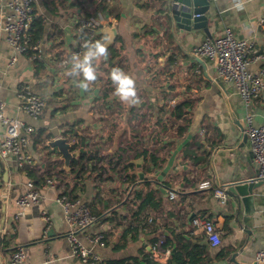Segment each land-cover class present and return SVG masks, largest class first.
I'll use <instances>...</instances> for the list:
<instances>
[{
  "label": "crops",
  "instance_id": "1",
  "mask_svg": "<svg viewBox=\"0 0 264 264\" xmlns=\"http://www.w3.org/2000/svg\"><path fill=\"white\" fill-rule=\"evenodd\" d=\"M6 1L0 0V20L7 11ZM106 1L110 6L107 12L115 19L109 25L118 29L117 38L110 46L121 48L113 61L133 79L137 103L122 102L115 94L112 72L107 70L112 61L108 53L107 57L93 61L97 79L89 84L87 91L79 86L82 75H68L74 50L82 39L78 20L96 10L95 0L35 1L33 25L35 29L42 27L37 40L43 52L39 63L35 62L32 50L33 54L30 51L19 54L17 61L10 63L12 49L0 31V95L5 102V113L34 126L28 146L34 163L28 165L36 166L34 175L37 177L55 175L58 182L57 192L50 193L35 206L19 208L17 197L25 191L26 183L36 177L22 169L25 165L19 167L13 156L0 155V194L4 191L8 197L6 225L0 237V264H7L18 244H24L26 264H83L72 252L63 208L52 198L59 193L88 201L92 211L100 213L96 214L97 221L78 236L87 243L89 234L102 231L104 241L94 249L105 260L143 257L148 252L157 256L156 264H167L171 250L160 247L154 250L155 237L183 231L186 239L205 243L203 230L192 222L194 216L201 215L212 219L221 231L220 243L210 242L212 260L208 264H254L255 253L264 248V183L254 189L255 210L248 217L243 206L236 212L237 200L229 196L227 202L221 204L213 191L216 187L257 176L258 165L249 138L246 131V137L243 136L240 126L246 129L249 114H253L255 124H264V96L246 104L232 83L219 78L214 64L197 56L193 50L205 38L223 34L228 26L236 36L249 37L264 49V29L259 25L264 0H212L207 13L210 35L203 28L184 33L177 28L173 32L169 27V0ZM145 1L152 6L144 8ZM101 29L96 31V35H100L98 41L106 43L108 35ZM259 65L261 62L255 61L251 68ZM26 85L47 100L39 118H32L20 107L18 93ZM106 89L105 101L103 91ZM182 102L191 105L189 129L184 135L186 138L192 134L190 144L178 154L171 173L159 182L157 175L161 169L146 172L149 160L137 154L147 149L149 154L155 153L168 161L181 142L175 137L177 128L185 124L171 112ZM72 124L79 134L87 136L89 147L99 142V154L105 159H115L119 147H124L125 156L134 166L116 173L104 162L108 169L106 180H100L96 171L88 169L89 162L83 173L77 170V165L72 166L73 160L68 170L61 153L48 141L59 136L71 137V132L68 135L64 132ZM5 133L6 126L0 122V138ZM129 144L133 146L128 147ZM187 152L202 158L195 163L190 155H185ZM140 157L144 160L137 166L132 160ZM6 172L7 181L4 180ZM132 174L136 175V181H132ZM145 180L156 188H165L145 210L150 214L148 221H154L157 231L153 232L152 227L148 229L150 226L141 227L133 239L129 235L122 246L126 219L117 225L111 221V212L130 217L137 207L136 202H140V199L132 200L135 190L142 188ZM204 182L208 185L203 186ZM169 190L177 192L175 198H170ZM108 217L110 219H106ZM222 250L228 252L226 257L218 256Z\"/></svg>",
  "mask_w": 264,
  "mask_h": 264
},
{
  "label": "built area",
  "instance_id": "2",
  "mask_svg": "<svg viewBox=\"0 0 264 264\" xmlns=\"http://www.w3.org/2000/svg\"><path fill=\"white\" fill-rule=\"evenodd\" d=\"M36 0H7L5 7L7 11L0 20V31L12 49L9 62L17 61L18 55L30 50L35 52L34 58L42 57V49L39 42L33 41L32 27L35 17ZM111 22V23H110ZM115 19L108 12L101 10L90 16L78 20V28L81 32L88 31L86 37L76 46L74 55L84 54L83 45L85 42H96L94 39L96 31L103 25L112 24ZM259 25L264 29V13L259 19ZM94 38V39H93ZM194 54L212 62L216 68L219 78L224 82L232 83L241 99L249 104L255 98L264 96V49H260L255 41L249 37L236 36L232 27H226L224 33L216 37H207L199 45L195 46ZM255 61L261 62L256 69L251 68ZM20 107L29 116L39 118L46 107V98L32 89L30 86H23L19 93ZM0 122L6 126V133L0 138V155L3 157L13 156L19 167L28 163H34L32 155L28 152L31 134L34 126L24 120L12 118L5 113V102L0 95ZM246 134L250 141L251 150L258 165L256 180L264 183V124H255L253 114L246 118ZM74 144L78 139L73 138ZM57 176L46 177L42 184H36L29 180L26 183L25 191L16 199L19 208L32 207L45 199L50 193L57 192ZM204 182L203 186H207ZM228 186L216 187L213 191L214 197L221 204L228 200ZM177 192L169 190L170 198H175ZM59 203L64 211L69 229L67 236L70 240L73 254L83 264H106V260L98 254L94 246L103 243L104 233L89 234L87 243L78 234L91 224L97 221L98 216L92 211L88 201L69 197L64 193L52 197ZM194 226L206 233L207 239L213 245L221 241V231L216 223L206 216L197 215L192 219ZM154 250H157L158 242H153ZM158 252V251H157ZM152 257L157 260L154 254ZM157 258V259H156ZM27 253L24 244L14 247L7 264H26ZM254 264H264V248L255 253Z\"/></svg>",
  "mask_w": 264,
  "mask_h": 264
},
{
  "label": "trees",
  "instance_id": "3",
  "mask_svg": "<svg viewBox=\"0 0 264 264\" xmlns=\"http://www.w3.org/2000/svg\"><path fill=\"white\" fill-rule=\"evenodd\" d=\"M148 1H145L142 3V6H144V8H150L152 6L151 4L148 3ZM162 1L164 2L165 0H162ZM95 2H96V10L93 13H89L87 16H90L99 10L103 12H107V10H109L110 6L106 0H95ZM41 29L42 27L35 29L33 25L32 34H33L34 42H37V40H39L38 38L40 37ZM86 33H88V31L84 30L83 32H81L82 38L86 37ZM99 37L100 35L96 36L95 39L94 38L93 39L95 41H98ZM119 50H121V48L119 47L116 48V47L110 46L107 48V53L111 55V59H112V61L108 63L107 70H109V72H112V70L117 67L122 68L120 64L113 61V58L119 55V53L117 52ZM30 53H32V51H30ZM35 62L39 63L40 58H36ZM107 96L108 94H107V89H106L105 91H103V98L105 99V101H106ZM190 107L191 105H188L186 102H182V103L175 105L173 108V111L171 112L172 116H174L175 118L183 119L185 121V124L179 125L175 133V137L177 138L179 142L184 139V135L189 129L188 128L189 127L188 125L189 110L188 109ZM160 123L163 125V128H165V124L161 121ZM74 125L75 124H72L71 127L68 128V130L64 132V135H68V132H71L70 136L76 137L78 139V144H76L75 147L80 146L82 141H85L87 151L83 153L80 157L73 159V162H72V166L77 165V170H79V172L83 173L84 172L83 170H85L87 166V162H89L88 169L90 168L89 169L90 171H94V172L96 171L97 177L100 180H106L108 177V169L106 166H104V162L108 163L110 165L109 168L113 172H116V173L126 170V168L129 166H134V164L130 162V158L125 156V152L127 151V149L124 147H119V150L114 156L116 157L115 159H113L112 157L111 158L109 157L108 160L105 159L106 157L103 154H99V151L101 149V147H99L98 145L99 142H93L92 144L94 146L89 147L90 145H89L87 136L79 134V132H77L74 129L73 127ZM47 137L48 138L51 137V134H49ZM159 141H163V139L159 138ZM189 144L190 143L186 144L184 146V149H186ZM132 146H133L132 144L128 145V147H132ZM47 147H50V146L47 145ZM137 155H143L146 159L149 160L148 166L145 167V171L148 173H152L159 169H162L167 163V158L158 156L155 153L149 154L147 149L139 152ZM185 155H190L195 163L199 162L202 158L201 156H198L190 152L185 153ZM35 168L36 166L32 167L31 165L27 164L22 169L28 170L29 175L32 176L35 174L34 173ZM132 175H133V177L131 178L132 181H136V178H135L136 175L135 174H132ZM48 176L50 175H47L45 177L43 176L37 177L36 175H34V177H36L34 181L36 184L40 185L45 181L46 177ZM127 176L128 178L130 177L129 174H127ZM0 178H1V175H0ZM0 189H1V185H0ZM160 190H162V188H156L152 185V183L149 180H145V182H143L142 188L135 190L134 198H132V200L137 201L138 199H140V202L138 203L136 202L137 207L131 213L130 217L126 215L120 216L117 213V211L111 212L113 214L111 221L114 223L116 222L117 225L122 224L123 220L126 219V222H124L125 229L123 231V238L125 239V241L123 242L122 246L126 244L127 237L129 235L130 236L132 235L131 237L133 239L135 232H137L141 227L146 228L150 226L148 229H151L152 227L151 230H153V232L157 231L154 221H151V222L148 221L150 214L145 213V210L151 204L155 203L157 199V194L161 195ZM73 198H78V197H73ZM101 201L103 202L104 200H101ZM0 208H1V200H0ZM93 212L94 214L98 213L95 210ZM99 214L100 213H98V215ZM106 219H110V218L108 217ZM203 235H204L203 237H206L207 239L205 232L203 233ZM154 242H158V247L162 249L171 250V257L167 264H208L212 260V257L209 254V246H210L209 240L207 239L205 243H198L197 241L192 242L190 239H186L185 233L183 231H178V232L173 231L172 234L170 235L161 233L160 236L158 235L155 237ZM227 253L228 252L226 250H222L219 252L218 256L226 257ZM143 262L145 264H156L157 263V261L152 257V254L148 252H146L143 257L131 256V257L117 259V260H106V264H144Z\"/></svg>",
  "mask_w": 264,
  "mask_h": 264
},
{
  "label": "water",
  "instance_id": "4",
  "mask_svg": "<svg viewBox=\"0 0 264 264\" xmlns=\"http://www.w3.org/2000/svg\"><path fill=\"white\" fill-rule=\"evenodd\" d=\"M212 0H169L170 10H169V27L173 32L176 29H182V32L192 31L196 29L203 28L204 31L210 35L209 21L210 15L207 14L211 8ZM102 32L107 34L108 37L111 38V42H106L107 46H110L117 38L118 29L115 25L106 24V26H102ZM244 131L243 136L246 137L245 128L240 126ZM192 134H188L186 138H184L178 146L173 150L170 155L166 165L160 170L157 175V180L159 182H163L165 177L171 173V170L175 166V160L178 154L182 151L184 146L188 143ZM48 144L52 148H57L61 153V158L64 160V166L69 170L71 161L75 158L80 157L83 153L86 152L85 149V141H82L79 148H75V144L72 141V138L69 136H59L52 140L48 141ZM144 158H136L132 160L137 166H141ZM4 180H8L7 172L4 174ZM261 180H256L255 178L250 180L238 181L230 184L228 186V194L230 197L237 200V208L236 212L240 210L243 206L244 213L246 216H250L254 213L255 210V199L256 193L254 189L262 185ZM165 188H162L164 190ZM7 194L3 191L1 194V217H0V237L4 231V227L6 225V214H7ZM0 257L2 258L1 251Z\"/></svg>",
  "mask_w": 264,
  "mask_h": 264
},
{
  "label": "clouds",
  "instance_id": "5",
  "mask_svg": "<svg viewBox=\"0 0 264 264\" xmlns=\"http://www.w3.org/2000/svg\"><path fill=\"white\" fill-rule=\"evenodd\" d=\"M105 40L110 43L111 38L106 36ZM85 51L83 58L74 55L71 58L72 67L68 75L72 77L83 76V80L79 82V86L87 91L89 84L97 79L96 69L93 61L101 57H107V44L102 41L85 42L83 45ZM111 79L116 85V95L122 102L137 103L135 83L132 78L125 74L121 69L114 68L111 73Z\"/></svg>",
  "mask_w": 264,
  "mask_h": 264
},
{
  "label": "rangeland",
  "instance_id": "6",
  "mask_svg": "<svg viewBox=\"0 0 264 264\" xmlns=\"http://www.w3.org/2000/svg\"><path fill=\"white\" fill-rule=\"evenodd\" d=\"M46 106H47V100H46ZM45 109H46V107H45ZM45 109H44V110H45Z\"/></svg>",
  "mask_w": 264,
  "mask_h": 264
}]
</instances>
